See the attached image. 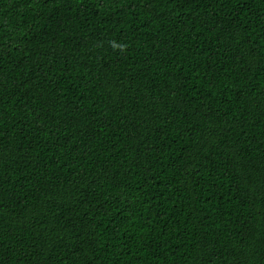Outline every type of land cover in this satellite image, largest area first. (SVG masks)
<instances>
[{
  "label": "trees",
  "instance_id": "trees-1",
  "mask_svg": "<svg viewBox=\"0 0 264 264\" xmlns=\"http://www.w3.org/2000/svg\"><path fill=\"white\" fill-rule=\"evenodd\" d=\"M0 264H264V0H0Z\"/></svg>",
  "mask_w": 264,
  "mask_h": 264
}]
</instances>
